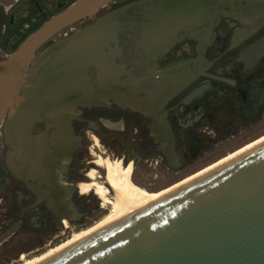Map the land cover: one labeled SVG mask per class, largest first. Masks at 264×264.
<instances>
[{"label":"water","instance_id":"95a60500","mask_svg":"<svg viewBox=\"0 0 264 264\" xmlns=\"http://www.w3.org/2000/svg\"><path fill=\"white\" fill-rule=\"evenodd\" d=\"M111 1L72 0L0 60L3 167L57 221L72 209L58 171L76 107L158 111L192 72L157 59L183 38L209 43L229 0H131L96 15ZM38 264H264V138Z\"/></svg>","mask_w":264,"mask_h":264},{"label":"flooded vegetation","instance_id":"af4514ba","mask_svg":"<svg viewBox=\"0 0 264 264\" xmlns=\"http://www.w3.org/2000/svg\"><path fill=\"white\" fill-rule=\"evenodd\" d=\"M128 1L113 0L96 15ZM224 10L209 43L201 47L183 38L157 59L161 67L179 63L177 74L192 72L158 111L120 108L111 100L76 107L70 120L75 147L58 177L80 201L66 217L57 221L2 164L10 179L0 198L2 242L24 235L26 245L11 258L2 257L0 264L49 245L64 233L55 229L95 216L105 206L106 213L95 223L102 221L83 232L111 220L130 203V190L154 188L167 173L191 170L264 136V0H229ZM96 15L82 18L77 27ZM39 24L35 26V0H0V60ZM155 114L163 120L157 121Z\"/></svg>","mask_w":264,"mask_h":264},{"label":"rangeland","instance_id":"374dc122","mask_svg":"<svg viewBox=\"0 0 264 264\" xmlns=\"http://www.w3.org/2000/svg\"><path fill=\"white\" fill-rule=\"evenodd\" d=\"M70 1H72V0H35V26L37 24H39L42 20L46 19L50 14L56 12L57 10L62 8L64 5H66ZM115 1L120 2L123 0H115ZM108 5L109 4H107L106 7H108ZM80 22H81V20L63 28L57 34L52 36L51 39H56L57 37L62 36L65 33H68L69 31L76 28ZM1 153H2V145L0 143V174H1L0 175V198H1L2 191H3V187L5 186V183L10 182V179H8L6 172L2 167ZM224 155H222V156H224ZM222 156H219L217 158H216V156H213L209 159H206V160L202 161L201 163H199V165H197L196 167H194L193 169L188 170V171H183L180 173H167L165 181H163L161 184L157 185L154 188L145 189L144 193H139L137 190V194L135 195V198L137 200H142V199H144L150 195L157 194L161 190L169 187L170 185H172V184L186 178L187 176L203 169L204 166L206 167V165L208 166V164H210L212 162L213 163L216 162L217 160H219V158L221 159ZM134 184L137 185L136 183H134ZM147 190H149L150 192ZM69 201H70V204L74 207V204L79 203L80 197L74 198L72 191H70L69 192ZM106 211H107V208L105 206L102 208V211H100L95 216H91L90 218H85L84 220L80 221L79 223H75V222L68 223L69 227H66V228L55 229V232L61 233V231H64V233H62V234H60V236H57L56 238H54L49 245L43 246L41 249L35 251L34 253H31L29 256H24L23 254H21L19 257V260L17 262H11V264H33L34 262H37L38 260L42 259L43 257L49 255L50 253L56 251L57 249L63 247L64 245L68 244L75 237L85 233L83 231H86L89 228H92L94 225H96L97 223L102 221V220H100V221L95 223V221H97L101 216H103L106 213ZM4 236H5V234L0 233V263H2L1 262L2 257L11 258L14 251H16L17 249L23 250L22 248L26 245L24 235H20L16 239L17 241L15 240V241L10 242L6 245L3 244V242H2V239L4 238Z\"/></svg>","mask_w":264,"mask_h":264},{"label":"bare ground","instance_id":"6f19581e","mask_svg":"<svg viewBox=\"0 0 264 264\" xmlns=\"http://www.w3.org/2000/svg\"><path fill=\"white\" fill-rule=\"evenodd\" d=\"M262 138H264V136L259 137L258 139L252 141L251 143L246 144V145H245L244 147H242L241 149H239V150H237V151H235V152H233V153H230V154H228V155L222 157L221 159L217 160L216 162H214V163H212V164H210V165L204 167L203 169H201V170H199V171H197V172H195V173H193V174L187 176L186 178H184V179H182V180H180V181H178V182H176V183L170 185L169 187H167V188L161 190L160 192H158L157 194L150 195V196H148V197H146V198H144V199H142V200H137V199L135 198V195L137 194V190H138L139 193H144V192H145V189H143V188H141V187H138V188H136V189L133 190V191H132V190L128 191V193H127L128 196H127V197H128V200H129L130 203H128V202H125V203H124L125 206H123V209H121L119 215H117L116 217L112 218L111 220H109V221H107V222H104V223L100 224L99 226H96L95 228H93V229H91V230H89V231H87V232H85V233H83V234H81V235L75 237V238H74L71 242H69L68 244H66V245H64L63 247L57 249L56 251L50 253L49 255L43 257L42 259L38 260L37 262H34L33 264H38V263H40L41 261H43V260H45V259H47V258L53 256L54 254H56V253H58V252L64 250L65 248H67V247H69L70 245H72V244L78 242L79 240H81V239L87 237L88 235L94 233L95 231H98L99 229H101V228H103V227L109 225L110 223H112V222H114V221H116V220H118V219L124 217L125 215H127V214L133 212L134 210H136V209H138V208H140L141 206H143L144 204H146L148 201H150L151 199H153L154 197H156V196L159 195L160 193H162V192L166 191L167 189H169V188L175 186L176 184H178V183H180V182L186 180L187 178H189V177H191V176L197 174L198 172H200V171H202V170H204V169L210 167L211 165H213V164H215V163H217V162H219V161H222L223 159H225V158H227V157H229V156L235 154L236 152H238V151H240V150L246 148L247 146H249V145H251V144H253V143L259 141V140L262 139ZM58 176H59V175H58ZM58 180H59V177H58ZM59 184L62 185V186H64V187H68V186L62 184V183L60 182V180H59ZM120 203H121V202H120ZM61 217H62V216H60V218H61ZM60 218H58V220H59Z\"/></svg>","mask_w":264,"mask_h":264}]
</instances>
